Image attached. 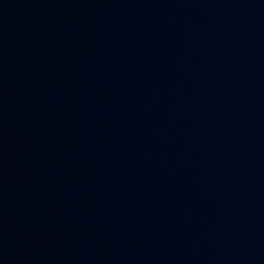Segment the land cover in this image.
Instances as JSON below:
<instances>
[{
    "label": "water",
    "instance_id": "1",
    "mask_svg": "<svg viewBox=\"0 0 264 264\" xmlns=\"http://www.w3.org/2000/svg\"><path fill=\"white\" fill-rule=\"evenodd\" d=\"M0 264H264V0H0Z\"/></svg>",
    "mask_w": 264,
    "mask_h": 264
}]
</instances>
